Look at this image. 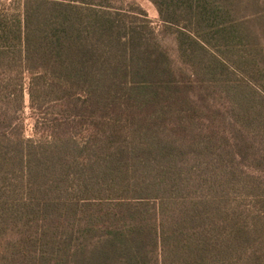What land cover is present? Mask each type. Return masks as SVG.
I'll use <instances>...</instances> for the list:
<instances>
[{
	"label": "trees",
	"instance_id": "trees-1",
	"mask_svg": "<svg viewBox=\"0 0 264 264\" xmlns=\"http://www.w3.org/2000/svg\"><path fill=\"white\" fill-rule=\"evenodd\" d=\"M151 1L0 0V264H264V0Z\"/></svg>",
	"mask_w": 264,
	"mask_h": 264
},
{
	"label": "rangeland",
	"instance_id": "rangeland-1",
	"mask_svg": "<svg viewBox=\"0 0 264 264\" xmlns=\"http://www.w3.org/2000/svg\"><path fill=\"white\" fill-rule=\"evenodd\" d=\"M126 1L127 3H137L141 5L147 11L149 18L152 21V25L156 28L157 32H160L162 21L160 19L157 7L151 0H126ZM161 37L163 38V42L171 49L172 54L176 58L178 56V52L174 37L172 35H166V36L164 35ZM29 133H31V129H29Z\"/></svg>",
	"mask_w": 264,
	"mask_h": 264
}]
</instances>
